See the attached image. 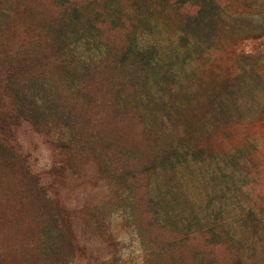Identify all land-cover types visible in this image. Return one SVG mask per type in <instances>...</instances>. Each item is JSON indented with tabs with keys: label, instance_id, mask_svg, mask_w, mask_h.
<instances>
[{
	"label": "rangeland",
	"instance_id": "1",
	"mask_svg": "<svg viewBox=\"0 0 264 264\" xmlns=\"http://www.w3.org/2000/svg\"><path fill=\"white\" fill-rule=\"evenodd\" d=\"M0 264H264V0H0Z\"/></svg>",
	"mask_w": 264,
	"mask_h": 264
}]
</instances>
